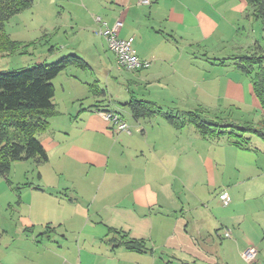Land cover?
Wrapping results in <instances>:
<instances>
[{"label": "crops", "instance_id": "obj_1", "mask_svg": "<svg viewBox=\"0 0 264 264\" xmlns=\"http://www.w3.org/2000/svg\"><path fill=\"white\" fill-rule=\"evenodd\" d=\"M39 2L32 12L51 44L85 63L71 67H98L106 81L69 75L70 66L53 79L55 115L38 136L48 160H28L31 182L22 180L27 172H9L11 182L0 176V198L19 190L23 221L0 223V264H246L250 247L264 261V203L243 207L264 191L253 183L264 175V143L241 149L165 119L192 111L225 118L220 102L245 94L259 116L238 56L214 58L240 31L245 0ZM117 20L118 37L134 38L148 68L118 65L100 34ZM133 101L151 104L153 114L135 118ZM102 112L117 114L129 133ZM225 189L226 207L218 198Z\"/></svg>", "mask_w": 264, "mask_h": 264}, {"label": "trees", "instance_id": "obj_2", "mask_svg": "<svg viewBox=\"0 0 264 264\" xmlns=\"http://www.w3.org/2000/svg\"><path fill=\"white\" fill-rule=\"evenodd\" d=\"M245 2L252 15L264 21V0ZM32 5V0H0V55H12L21 48L20 43L9 39L5 26ZM252 51L233 60L250 79L260 108L256 121L230 120L192 111L168 114L165 116L167 122L176 127L192 125L203 138L225 139L241 149L251 147L253 136L264 143V44L263 47L255 45ZM69 66L83 69L85 63L71 54L51 64L38 63L19 70L0 71V176L5 179L15 162L33 160L42 164L48 160L38 136L48 129L50 119L55 115L52 81ZM130 109L135 118L153 114V107L147 102L133 101ZM125 245L139 250L135 243L127 242Z\"/></svg>", "mask_w": 264, "mask_h": 264}, {"label": "rangeland", "instance_id": "obj_3", "mask_svg": "<svg viewBox=\"0 0 264 264\" xmlns=\"http://www.w3.org/2000/svg\"><path fill=\"white\" fill-rule=\"evenodd\" d=\"M39 1L40 0H34V2H36V8H34L33 6L32 7L35 9V11L37 7L43 6V4ZM225 1L228 2L229 0ZM32 7L20 12L6 24L5 31L9 39L11 41L20 43L21 48H18V50L12 55H0V71L19 70L31 67L38 63L51 64V62L53 63L64 57V55H71V53H73H64L62 51L61 44L57 46H55V44H51V35H49L48 31H43V29L41 28L43 20L38 16L37 12H32ZM237 20L239 23H237L236 26L238 27L239 24L240 31L236 34V36H233L234 39L231 40V42L220 45V52L214 53V58L220 59L223 58L222 56L230 57L234 55L241 56L253 52L251 50L255 47V45H253V41L255 40H257V45L263 47L264 21L256 19L255 16L252 15V11L249 7H247V9L242 12L240 19ZM52 47H54L53 53L50 52ZM52 55L55 56V58H53ZM72 55L77 54L73 53ZM53 59L55 60L53 61ZM66 70V73L69 75L74 76V74L78 73L77 75L82 80H84L85 75H87L88 77H95L100 75L99 78L104 80V82L106 81V79H104V75L99 74L101 71H99L98 67L88 68L87 70H85V72H81L79 69L71 66ZM244 97L245 98L242 101H221L220 103L225 105V107L221 108V116H225V118H228L230 120L256 121L259 116L258 113L254 110L252 100L247 94H245ZM257 142L262 144V142L257 137L253 136L251 138V145ZM18 165L20 166H16V168H14L13 166L9 171L10 173H12L11 175L13 176V178H18L20 175L27 172V179L23 178L22 180L23 182H26V180H28V182H31L30 175L32 168L29 167V165H31L30 162L24 161L20 162V164ZM32 166L34 167V164ZM8 175L7 182L8 180L9 182H11L8 178ZM253 183H256L260 186L264 185V175L257 177L256 180H253ZM12 186L16 187L18 186V184L12 183ZM18 191H11L12 193H14V199H9L8 194H5L2 198H0V223L23 222L21 217L22 208H20L18 205L20 203V194L18 193ZM251 199L252 200H248L246 204L243 205V207H246L248 203H259L262 201L264 203V191L262 195H257L255 198ZM243 262L245 261L243 260Z\"/></svg>", "mask_w": 264, "mask_h": 264}, {"label": "built area", "instance_id": "obj_4", "mask_svg": "<svg viewBox=\"0 0 264 264\" xmlns=\"http://www.w3.org/2000/svg\"><path fill=\"white\" fill-rule=\"evenodd\" d=\"M158 0H139L141 4L149 5ZM122 26L121 20H117L111 27L105 26L100 34L106 39L108 49L115 55L117 63L120 67L128 71H138L148 68L150 63L147 60H142L138 57L137 51L134 47V38L121 39L118 37L119 30ZM101 116L107 122H111L116 131H123L129 133L128 126L115 113L102 112ZM219 201L222 206L226 207L230 204V196L226 190L220 191L218 194ZM224 237H229L230 233L224 231ZM243 260L248 264H264V261H259L257 258V251L255 248H247L242 253Z\"/></svg>", "mask_w": 264, "mask_h": 264}]
</instances>
